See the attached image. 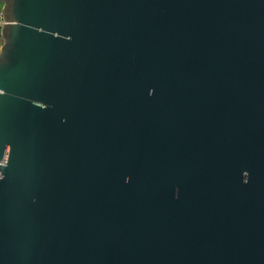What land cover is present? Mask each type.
Listing matches in <instances>:
<instances>
[{
    "label": "water",
    "instance_id": "1",
    "mask_svg": "<svg viewBox=\"0 0 264 264\" xmlns=\"http://www.w3.org/2000/svg\"><path fill=\"white\" fill-rule=\"evenodd\" d=\"M0 3V264H264V0Z\"/></svg>",
    "mask_w": 264,
    "mask_h": 264
},
{
    "label": "built area",
    "instance_id": "2",
    "mask_svg": "<svg viewBox=\"0 0 264 264\" xmlns=\"http://www.w3.org/2000/svg\"><path fill=\"white\" fill-rule=\"evenodd\" d=\"M4 24V18H3V5L0 6V48L3 44V36H2V26Z\"/></svg>",
    "mask_w": 264,
    "mask_h": 264
},
{
    "label": "rangeland",
    "instance_id": "3",
    "mask_svg": "<svg viewBox=\"0 0 264 264\" xmlns=\"http://www.w3.org/2000/svg\"><path fill=\"white\" fill-rule=\"evenodd\" d=\"M0 6H2V4L0 3Z\"/></svg>",
    "mask_w": 264,
    "mask_h": 264
}]
</instances>
